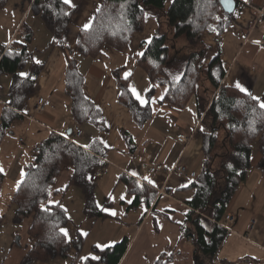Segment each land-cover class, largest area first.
<instances>
[{
	"label": "crops",
	"instance_id": "1",
	"mask_svg": "<svg viewBox=\"0 0 264 264\" xmlns=\"http://www.w3.org/2000/svg\"><path fill=\"white\" fill-rule=\"evenodd\" d=\"M172 1L166 0L165 7L168 8ZM103 2L104 0H73L76 7L71 10L74 14L61 37L64 47L47 29L40 16L31 11V5L26 0H8L0 9V45L15 43L24 46L28 53L26 66L19 74H29L32 66L40 68L35 78L34 91L22 106V119L11 126L0 145V168H3L5 181L8 178L16 181L17 177H22L24 166L31 162L32 148L51 133L70 137L80 147H91L93 143H97L105 149L102 159L105 173L94 182L95 203L110 211L117 209V214L112 216L104 211L107 214L104 219L85 216L84 195L78 187L70 184L74 173L72 166L61 171L50 197L67 210L69 222L63 228L69 230L71 241L77 237L84 238L80 253L75 258L76 262L81 264L80 257L90 253L100 255L102 260L100 250L95 248L97 243L113 246L127 238L129 244L118 264H156L160 256L167 257L179 245L180 225L185 220V213L190 210L187 203L194 195L191 186L196 179L181 177L170 170L174 166H184L187 171H193L196 175L202 172V135L206 132L202 119L210 101L219 96L220 88L214 90L216 93L212 98L197 94L190 99L186 108L178 109L159 100L161 95H165L166 87L156 86L153 98L157 103L150 105L151 117L144 125H138L130 108L120 101L121 88L116 82V75L124 79V72L130 71L132 75L128 80L124 79L127 88L131 84L146 96V90L153 84L139 67L141 56L137 53H143L157 33L158 17L154 12L149 13L144 30L135 33L122 50L105 45L94 58L78 55L75 49L79 31L90 17L96 15L97 6H101ZM263 7L264 0H248L247 3L236 0V20L217 39L209 35L203 36L208 45L205 62L219 57L223 75L221 85L240 91L235 87L239 83L247 93L262 100L264 48L259 43L264 41V20L259 24L255 20ZM70 58L76 60L78 69L84 76L83 93L95 107L93 115L82 124L72 118L70 98L65 92V70ZM36 59L41 63L36 64ZM11 78L10 75L0 76V112L9 100ZM204 86L212 90L209 82ZM40 98L45 103L40 111H36V103ZM77 125L81 128L82 135L75 138L72 130ZM15 131L25 133L30 140V147L17 153L13 152L12 141L8 137ZM62 133L65 135H61ZM179 133L188 139L184 144L176 141ZM123 134L131 137V143L125 141ZM101 140L109 147L100 143ZM18 141L25 142L21 138ZM90 147L81 148L88 150ZM262 158L260 144L256 140L251 145V169L248 176L227 207V214H233L236 220L228 231L225 229L228 234L217 254V264H264ZM156 165H162L164 170L151 173L150 169ZM133 171L139 174L142 185H147L154 191L155 198L151 204L145 202L143 197L140 201H134L136 195L132 194L133 191L123 180V177L131 178L136 184L137 178L130 175ZM144 176L152 179L156 186L148 185L142 179ZM125 193L126 200L132 199L131 204L119 199ZM110 194L115 197L114 200L109 198ZM101 199L102 202H99ZM48 201L49 197L46 205L50 206ZM14 212L13 208L6 214H0L4 218L0 227V264H21L33 244L28 235L31 219L15 224ZM219 225L223 228L224 221ZM85 228L87 237L80 234ZM183 246L191 247V244L189 241L180 244L181 250ZM75 255L76 250L71 249V255L67 258L34 264H71ZM179 258L177 256L175 261ZM97 264L106 263L99 261Z\"/></svg>",
	"mask_w": 264,
	"mask_h": 264
},
{
	"label": "trees",
	"instance_id": "2",
	"mask_svg": "<svg viewBox=\"0 0 264 264\" xmlns=\"http://www.w3.org/2000/svg\"><path fill=\"white\" fill-rule=\"evenodd\" d=\"M7 1L0 0V9ZM26 1L30 3L31 11L40 16L47 29L63 46L61 37L71 23L74 11L61 0ZM165 2L166 0H104L101 12L95 15L93 31L88 34L83 30L79 31V43L75 53L94 58L105 45L122 50L135 33L144 30L145 14L151 12L158 18H165L168 28L172 31L173 41L184 37L186 44L193 49L203 46V49L192 51L184 57L182 71L177 74L179 79H176L177 71L172 70L168 60V37L160 34L158 30L144 48V55L139 59L138 65L153 84L152 91L147 92L146 97L153 98L156 86H164L166 95L161 102L178 109L186 108L203 82H209L213 90L220 88L219 96L210 101L202 119L206 131L202 135L203 170L196 175V180L191 186L194 195L187 203L190 210L185 213V220L180 225V243L170 255H162L156 262L174 263L175 258L182 255L180 244L189 241L193 264H217V254L228 234L219 223L224 221L227 207L248 176L251 169V145L256 140L259 141L263 156L260 164L264 166V110L259 109L249 95L221 85L223 75L218 56L208 63L205 62L207 46L200 42L201 37L207 34L217 39L236 20V8L232 13H226L219 0H173L168 8L165 7ZM64 11L71 12V15L64 16ZM225 17L227 19H224ZM4 47L5 45H0V51ZM11 47H19V52L10 49L0 57V76L12 77L8 90L9 100L0 112V145L11 126L22 119V106L34 91L35 79L32 77L36 78L40 69L38 66H32L28 78H22L19 72L26 66L28 53L24 46L12 43ZM116 78L121 93H124L120 96V101L130 108L135 122L140 126L144 125L151 117V106L139 105L128 92L126 81L119 75H116ZM83 80L84 76L79 71L76 60L70 58L65 70V92L70 98L71 116L79 124L90 118L95 110L93 103L88 98L85 99ZM203 90L208 96L209 89L203 86ZM123 138L127 143H131L129 135L123 134ZM72 142L70 137L66 139L55 133L49 134L32 148L31 162L23 168L25 175L21 180L23 179L24 183L19 190L16 187L10 200V205H13L15 210V224L31 219L28 235L33 244L21 264L67 258L71 255V249L76 250L71 264H79L75 258L80 253L84 238L77 237L76 240L67 242L59 231L69 222L67 213L59 206L46 205L48 189H53L65 167L72 166L74 169L70 184L78 187L84 195L85 216L104 219L107 215L97 208L94 182L88 179L96 169L105 166L102 160L105 149L93 143L88 150H84ZM123 180L133 191L132 194L136 195L134 201H140L143 197L145 202H153L155 193L150 187L143 185L142 191L137 190L131 178L123 177ZM4 181L5 175L0 172V189ZM41 204L49 207L50 211H42ZM3 219V215H0V227ZM128 244L129 240L125 238L100 251L103 258L101 261L106 264H118Z\"/></svg>",
	"mask_w": 264,
	"mask_h": 264
},
{
	"label": "snow or ice",
	"instance_id": "3",
	"mask_svg": "<svg viewBox=\"0 0 264 264\" xmlns=\"http://www.w3.org/2000/svg\"><path fill=\"white\" fill-rule=\"evenodd\" d=\"M61 2L66 5L69 9H74L76 7V5L73 3V0H61ZM220 4L223 5V7L228 11V12H232L233 11V0H219ZM245 3L248 2V0H244ZM121 7L123 8V5H121ZM101 8L102 6H97L96 8V12L97 13H100L101 12ZM63 15L64 16H69L71 15V12L69 11H64L63 12ZM121 18L123 19V13H121ZM217 20L220 19V17H215ZM145 19H147V13L145 14ZM224 19H227V17H225ZM96 20V17L95 16H92L89 18V20L83 25V32H85L86 34L90 33L93 31V23L95 22ZM101 28H103V25L100 26ZM214 31V29H212ZM114 34V33H113ZM151 41H149L150 43ZM77 43H79V41H77ZM256 43H259L258 41ZM137 55L139 56H143L144 53L140 52V53H137ZM35 63L36 64H40L41 61L36 59L35 60ZM132 75V73L130 71H125L124 72V76L123 78L125 80H128V78ZM20 76L22 78H28V74L27 73H24V72H21L20 73ZM32 79H35V77H32ZM176 79H179V77H176ZM158 86V85H157ZM235 87H237L241 92H245L246 94H248L251 98V100L255 101L256 102V105L259 107V109L261 110H264V100H262L260 97H257V96H252L250 93H247V90L242 87L239 83H237L235 85ZM147 92H151L152 91V87H149L147 90ZM128 92L131 93V96L134 98V100L136 102L139 103V105L141 106H149V105H155L157 103V100L154 99V98H151V97H146L145 95L141 94L140 91L137 90V88L133 85H129L128 86ZM124 93H121V95H123ZM166 95V93H165ZM85 99H87V97H85ZM164 99V95H161L159 97V100L162 101ZM253 111H255V108L253 109ZM201 131H203V129H201ZM253 131H255V129H253ZM61 135H65L64 133H62ZM65 138L67 139V136H65ZM73 144H76L77 142L73 141L72 142ZM100 143L104 144L105 147H109V145H107V143H105L103 140L100 141ZM81 147H84V148H88L90 147V145H83ZM0 172H3V168H0ZM24 173L23 171L21 172V176L24 177ZM131 176L133 177H136L137 180H136V189L137 190H143V185L140 183V177H139V174L137 172H131L130 173ZM89 180H91V177H88ZM142 179L144 181L147 182L148 185H151L153 187L156 186L155 182L150 179L149 177L147 176H144L142 177ZM24 183L23 179L21 181H18L17 182V190H19L20 186H22V184ZM56 191H60V189H56ZM52 195V189H48V196H49V205L51 207H56V206H59L63 209V206L62 205H59L57 201H54L52 200L50 197ZM126 196H127V193L125 194H122L120 195L119 199L121 201H125L126 200ZM110 199H115V197H112L111 194L109 196ZM127 203L131 204L132 203V199H127L126 200ZM97 207H100L102 211H105V212H109L110 215L112 216H115L117 213L113 210V211H110L109 209H106V208H103L101 205L97 204ZM41 210L48 213L50 211V208L49 207H45L43 204H41ZM64 211L66 212L67 210L64 209ZM60 233L63 235V237L65 238V240L67 242H71V237L69 235V230L67 228H60L59 229ZM82 236L84 237H87L88 236V233L87 232H84L83 230H81V233H80ZM112 245L111 244H100V243H97L95 245V248L100 250L101 252L104 251L106 248H109L111 247ZM80 260H81V264H91V262L95 261V262H99L101 261V256L98 255V254H88V255H85V256H81L80 257Z\"/></svg>",
	"mask_w": 264,
	"mask_h": 264
},
{
	"label": "rangeland",
	"instance_id": "4",
	"mask_svg": "<svg viewBox=\"0 0 264 264\" xmlns=\"http://www.w3.org/2000/svg\"><path fill=\"white\" fill-rule=\"evenodd\" d=\"M158 24H159L158 25L159 33L165 34L168 37L167 40V45L169 47L168 60L172 65V70H174L175 72L177 71L176 73V77H177L182 71L183 61H185L184 57L187 56L192 51L198 49L200 50L201 48L203 49V46L200 45L198 46V49H193L186 44L184 37H179L173 41L172 31L168 28L164 17L158 18ZM203 36L201 37L200 42L207 46V51H206L207 52L206 57H207L208 45L204 42ZM205 83L207 82L202 83L200 89L198 90L199 93L197 92V94L206 95L204 94V90H203V86L205 85ZM208 93H209L208 98H212L213 95H215L216 91H214L213 89L212 90L209 89ZM222 136H223V132L221 137ZM8 137L12 141V150L14 153H17L19 150L24 151L25 149H27L28 146L30 147L29 137L25 133H19L15 131L14 134H9ZM19 138L25 140V142L19 143L18 141ZM20 178L22 177H17L16 181H13L8 178L6 181L3 182L0 189V214H6L9 209L14 208L13 205H10V199L13 195V191L15 190L14 187L15 186L17 187V182L20 181ZM102 200L103 199L99 200V202H102ZM116 210L117 209H115L114 211L116 212ZM70 227H73V225H70ZM82 230L85 232L87 231V228ZM181 252H182V256H180L179 260H176L174 264H193L192 248L190 246H183Z\"/></svg>",
	"mask_w": 264,
	"mask_h": 264
},
{
	"label": "built area",
	"instance_id": "5",
	"mask_svg": "<svg viewBox=\"0 0 264 264\" xmlns=\"http://www.w3.org/2000/svg\"><path fill=\"white\" fill-rule=\"evenodd\" d=\"M263 20H264V7L258 11V15L256 16L255 22L259 24V23H262ZM11 44L12 43L5 45V47L0 51V57H2L6 53V51L10 49L19 52V47L12 48ZM259 46L264 48V41H261L259 43ZM44 103H45L44 99L40 98L36 103L35 110L40 111L43 108ZM81 134H82L81 129L78 126H75L72 130V136L77 138V137H80ZM176 141L181 144H184L187 141V137L184 134L179 133L176 135ZM162 170H164V167L162 165H156L150 169V172L155 173V172L162 171ZM170 172L175 173L181 177H188L190 179L196 178V173L193 171H190V172L187 171L184 166H174L172 167ZM104 173H105L104 167L98 169L90 176L91 177L90 181L95 182ZM235 220H236V217L233 214H227L224 219L223 228L228 231L229 228L232 227V225L235 223Z\"/></svg>",
	"mask_w": 264,
	"mask_h": 264
},
{
	"label": "water",
	"instance_id": "6",
	"mask_svg": "<svg viewBox=\"0 0 264 264\" xmlns=\"http://www.w3.org/2000/svg\"><path fill=\"white\" fill-rule=\"evenodd\" d=\"M221 7L223 8L224 12H226V13H232V12L234 11L235 7H236V2H235V0H233V11H232V12H228V11L223 7V5H221Z\"/></svg>",
	"mask_w": 264,
	"mask_h": 264
}]
</instances>
